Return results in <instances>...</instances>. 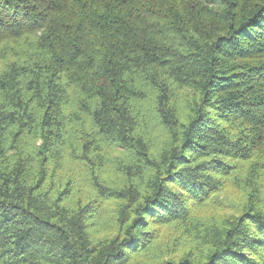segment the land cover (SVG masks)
I'll return each mask as SVG.
<instances>
[{
    "label": "trees",
    "instance_id": "1",
    "mask_svg": "<svg viewBox=\"0 0 264 264\" xmlns=\"http://www.w3.org/2000/svg\"><path fill=\"white\" fill-rule=\"evenodd\" d=\"M0 264H264V0H0Z\"/></svg>",
    "mask_w": 264,
    "mask_h": 264
},
{
    "label": "rangeland",
    "instance_id": "2",
    "mask_svg": "<svg viewBox=\"0 0 264 264\" xmlns=\"http://www.w3.org/2000/svg\"><path fill=\"white\" fill-rule=\"evenodd\" d=\"M97 165H101L99 162H97L96 164H95V167L97 166ZM116 173V167H115V165H111V166H109V174L111 175V176H114V174Z\"/></svg>",
    "mask_w": 264,
    "mask_h": 264
}]
</instances>
